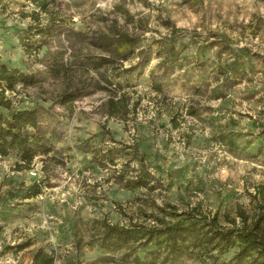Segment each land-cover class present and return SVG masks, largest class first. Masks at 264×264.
<instances>
[{
    "label": "rangeland",
    "instance_id": "374dc122",
    "mask_svg": "<svg viewBox=\"0 0 264 264\" xmlns=\"http://www.w3.org/2000/svg\"><path fill=\"white\" fill-rule=\"evenodd\" d=\"M44 8L0 0V62L33 75L3 96L11 109H38L51 148L20 169L17 153L0 156V264H35L39 250L53 264H145L153 239L147 249L144 239L107 248L105 227L149 226L166 204L199 203L223 224L238 209L252 212L250 194L264 183V0H44ZM113 34L128 35L134 50L106 67L132 68L110 85L125 107L107 115L109 92L92 87L62 103L64 89L81 90L77 68L105 54L103 36ZM53 58L57 76L47 71ZM140 178L146 185L130 186Z\"/></svg>",
    "mask_w": 264,
    "mask_h": 264
},
{
    "label": "trees",
    "instance_id": "16d2710c",
    "mask_svg": "<svg viewBox=\"0 0 264 264\" xmlns=\"http://www.w3.org/2000/svg\"><path fill=\"white\" fill-rule=\"evenodd\" d=\"M34 1L41 9H45L44 0ZM103 37V51L106 53L88 56L86 64L77 68L80 75H86L84 80H81V90L79 86L75 88L74 93L64 89L62 103L74 100L86 88L102 89L109 92L102 106L105 107L107 115H112L125 107L122 99L112 95V78L120 76L121 73H130L132 68L109 72L106 67L114 57L125 59L134 50L131 44L127 45L129 38L126 34ZM52 61L53 64H49L47 71L57 76L61 64L55 66L57 59L53 58ZM92 71L94 74H91ZM32 79V74L18 68H8L0 62V107L6 110V113L0 112V156H6L9 152L17 153L20 158V163L17 164L19 169L29 167L37 154H47L51 151L41 131L38 109H11L9 99L3 96L5 88L13 90L16 83L27 84L32 82ZM153 87L160 89L159 84H153ZM135 105L136 103L132 104L133 109ZM131 183L130 186L146 185L141 178ZM254 189L250 194L252 212L248 214L238 209L236 217L224 216L226 224L219 221L217 211L204 209L199 203L179 211L175 206L166 204L158 207L159 213H155V221L149 226L136 223L128 227L108 224L103 232L102 245L110 248L129 240L144 239V242L139 243L147 249L146 243L153 239L154 248L144 252L145 264H175L183 256L205 264H264V183L254 185ZM26 246L27 244H21L18 248ZM232 248L235 250L230 257L223 258L222 255ZM34 263L53 264V259L46 252L39 250L34 255Z\"/></svg>",
    "mask_w": 264,
    "mask_h": 264
}]
</instances>
